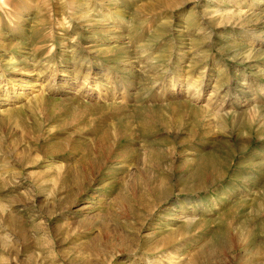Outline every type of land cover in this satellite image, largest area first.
I'll return each mask as SVG.
<instances>
[{
	"label": "rangeland",
	"instance_id": "1",
	"mask_svg": "<svg viewBox=\"0 0 264 264\" xmlns=\"http://www.w3.org/2000/svg\"><path fill=\"white\" fill-rule=\"evenodd\" d=\"M0 264H264V0H0Z\"/></svg>",
	"mask_w": 264,
	"mask_h": 264
},
{
	"label": "bare ground",
	"instance_id": "2",
	"mask_svg": "<svg viewBox=\"0 0 264 264\" xmlns=\"http://www.w3.org/2000/svg\"><path fill=\"white\" fill-rule=\"evenodd\" d=\"M81 10H82V9H81ZM83 10H84V8H83ZM236 15L239 17V19H242L244 13H243L242 11H237V14H236ZM231 19H232V18H231Z\"/></svg>",
	"mask_w": 264,
	"mask_h": 264
}]
</instances>
